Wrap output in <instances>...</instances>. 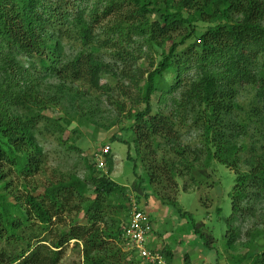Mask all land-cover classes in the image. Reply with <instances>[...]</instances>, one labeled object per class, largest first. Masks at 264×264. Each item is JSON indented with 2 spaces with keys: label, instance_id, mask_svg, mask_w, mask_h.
<instances>
[{
  "label": "trees",
  "instance_id": "1",
  "mask_svg": "<svg viewBox=\"0 0 264 264\" xmlns=\"http://www.w3.org/2000/svg\"><path fill=\"white\" fill-rule=\"evenodd\" d=\"M143 44L160 50L156 62L146 65ZM13 72L21 73L16 81ZM104 78L121 97L112 103L124 116L116 124L126 123L113 141L128 146L127 160L134 171L140 163L154 198L189 219L209 251H217L212 238L177 208L178 181L184 192L199 187L212 162L233 172L225 248L234 251L250 201L264 199V0H0V264H61L70 242L81 245V264H152L123 237L132 197L110 179V155L106 174L85 160L83 179L36 182L45 162L36 127L54 124L65 144L73 124L43 110L65 101L79 111L84 94L75 83L111 103ZM246 92L248 105L239 101ZM138 183L129 189L140 205ZM242 240L245 253L231 261L264 264V230L251 227ZM176 242L147 247L172 264Z\"/></svg>",
  "mask_w": 264,
  "mask_h": 264
},
{
  "label": "rangeland",
  "instance_id": "2",
  "mask_svg": "<svg viewBox=\"0 0 264 264\" xmlns=\"http://www.w3.org/2000/svg\"><path fill=\"white\" fill-rule=\"evenodd\" d=\"M108 23L109 20L105 19L102 24ZM141 50L144 53L142 56L147 59L146 65L151 60L156 62L159 58L160 50L157 48L147 50V46L143 44ZM71 52L72 48L66 45L65 54H71ZM19 62V65L26 70L29 69L31 64L34 67V60L28 62L25 59H20ZM20 75L21 73L13 72V80L16 81ZM51 83L53 85L56 84L55 81H51ZM102 83H107L112 89L110 93L111 103L106 96H101L100 93V100H95L93 92H90V94L86 93V86L75 83L73 89H78V86L80 93L84 94L83 101L80 99L76 105V108L81 107L79 111L75 110L74 107L70 108L68 102L65 101L52 108L48 107L43 110L42 114L50 119L62 121L65 118H71L73 124L68 130L64 131L63 139L66 141L65 144L59 143V134L53 128L54 124L36 127L38 130L36 138L43 149V160L45 161L42 173L35 177L36 182L44 184L48 179L68 178L73 175L83 179L86 174L84 169L85 160L90 161L92 164L93 162L95 163L94 156L100 154L101 150L108 145L111 150L108 155H110L113 163L110 179L118 184L127 186L132 199H135L136 192L133 191V188L129 189L132 185L131 183L139 184L138 181L141 183L144 192L140 193L139 203L143 207L141 208L144 211L146 210L145 213L149 221L152 222V225L154 224L155 229H158L156 230V250L164 249L167 245H172V242L177 241L172 246V264H235L231 261L230 256L243 255L245 253L246 250L239 245V243L244 241L242 239L245 230H249L251 227L264 230V199H258L255 202L250 201L249 206L253 212H249L247 218L243 219V226L240 229L241 239L236 242L234 251H226V221L230 216V192L235 179L233 172L223 165L212 162L210 168L205 171L204 177L198 179L201 183L199 187L184 192L182 188L185 180L178 181V192L175 197L177 208L192 215V221L197 226L196 230L211 237L214 249L217 251L204 249L202 242L197 238L199 233L192 234L193 230L190 220L181 218L172 207H164L154 198L152 188L147 184L145 172L140 163H136V170L134 171L135 163L127 160L128 146L113 141L115 135H122L121 129L126 127V123L123 121L121 124H116L117 120H120L119 118L123 119L124 116H118L119 110L112 104L113 101H121V97L115 90V81L110 80V78H104ZM92 97L94 100H92ZM239 101L244 105H248L253 101V94L251 92L242 93ZM126 107L127 109L129 108L128 105ZM89 109L92 110L91 113L88 112ZM74 110L77 114H75ZM72 130L77 132L72 133ZM186 138L187 142L193 143L198 138L197 131L191 130L190 134L186 135ZM246 143L247 146H251V140H247ZM71 145L76 149H69ZM248 155L250 153L245 156ZM104 158L103 156L102 159L106 162ZM107 171L108 167L105 164L104 170L100 171V173L106 174ZM3 174L7 175L6 169L3 170ZM10 176L6 177V180L12 181V184L19 188V182L15 175ZM22 193L23 191L20 189L18 195ZM144 193L150 195L147 201L143 199ZM217 209L219 210L218 212ZM68 222L69 220L66 221L67 224ZM80 223L85 224V221H80ZM81 248V245L76 247L74 242H70L64 250L61 264H81ZM141 264L145 263L142 262ZM242 264L247 263L244 262Z\"/></svg>",
  "mask_w": 264,
  "mask_h": 264
},
{
  "label": "built area",
  "instance_id": "3",
  "mask_svg": "<svg viewBox=\"0 0 264 264\" xmlns=\"http://www.w3.org/2000/svg\"><path fill=\"white\" fill-rule=\"evenodd\" d=\"M110 147L107 145L101 150L100 154L94 156L96 168L104 170L105 162L102 157L109 154ZM123 237L127 242L128 249L135 250L139 256L152 264H167L164 259L158 254L153 253L148 247L149 237L153 231L147 214L131 199L128 205V220L123 227Z\"/></svg>",
  "mask_w": 264,
  "mask_h": 264
},
{
  "label": "crops",
  "instance_id": "4",
  "mask_svg": "<svg viewBox=\"0 0 264 264\" xmlns=\"http://www.w3.org/2000/svg\"><path fill=\"white\" fill-rule=\"evenodd\" d=\"M111 151V150H110ZM146 211V210H145ZM144 211V212H145ZM150 223L152 224V222L150 221ZM154 225V224H153ZM152 225V226H153ZM156 227H154L153 226V231H152V233H151V235H150V237H149V243H148V246L150 247V248H153V249H155L156 248V243H157V234H156V230H158V229H155Z\"/></svg>",
  "mask_w": 264,
  "mask_h": 264
}]
</instances>
